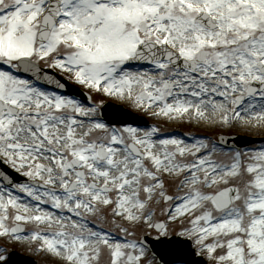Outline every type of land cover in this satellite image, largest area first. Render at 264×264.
<instances>
[{"label":"snow or ice","instance_id":"1","mask_svg":"<svg viewBox=\"0 0 264 264\" xmlns=\"http://www.w3.org/2000/svg\"><path fill=\"white\" fill-rule=\"evenodd\" d=\"M96 96L264 129V0H0V166L24 178L0 171V241L49 264H264V147L113 126Z\"/></svg>","mask_w":264,"mask_h":264},{"label":"rangeland","instance_id":"2","mask_svg":"<svg viewBox=\"0 0 264 264\" xmlns=\"http://www.w3.org/2000/svg\"><path fill=\"white\" fill-rule=\"evenodd\" d=\"M76 86L79 87L78 85H76ZM79 88H81V87H79ZM110 101L113 102L111 100V98H109V97H102V96L94 97V102L97 104H100L101 102L102 103L103 102L109 103ZM192 123H193V126L191 125ZM192 123H190L187 126H183L182 130H177V131L183 132L186 134H190L193 136L200 135L201 137H204V136L213 137V134H215V136L223 134L225 136L230 135V136L240 137V138H244V139H260V140L264 139V132L261 135L251 136V135L240 134V133L235 131V128H233V129H216L214 127L207 126V125H204V126H206L208 129L206 131L204 130L205 131L204 133H201L200 129L197 128V126L200 125V127L202 128L203 124H196V126H195L194 125L195 122H192ZM193 127H194V129H198V130H196L197 133L191 134V131H194ZM164 128L167 129V126L165 125ZM170 131H172V130H170ZM260 147H264V142L260 143V144H255V145L250 146L248 148L258 149ZM152 234H154V233H151L150 235H152ZM0 242L7 245L8 253L12 251V252H16V253L21 254V255H25L27 257L32 258L36 262V264H49V260L54 259V258H49L46 254L40 253L39 251L35 250L33 247L29 246L26 243H14V242H10V241H0ZM206 263H207V261H206Z\"/></svg>","mask_w":264,"mask_h":264},{"label":"bare ground","instance_id":"3","mask_svg":"<svg viewBox=\"0 0 264 264\" xmlns=\"http://www.w3.org/2000/svg\"><path fill=\"white\" fill-rule=\"evenodd\" d=\"M111 100L113 102H115V103H118V104H122V105H125V106L133 107L131 104H129L127 102H124V101H121V100H118L116 98H111ZM142 115L144 117H146V118H149V119L152 118L150 113H143ZM159 120L163 121V119H160V118H159ZM174 123H178V122H176V121H168L167 128L173 127ZM197 128H199L202 133H204L208 129L206 126H204V124H203L202 128L200 126H197ZM234 128H235V131L240 133V134L251 135V136L261 135L264 132V129H261V128H244V127H240V126H237V127H234ZM231 129H233V128H231ZM240 139L241 140L238 143H242L244 138H240Z\"/></svg>","mask_w":264,"mask_h":264},{"label":"water","instance_id":"4","mask_svg":"<svg viewBox=\"0 0 264 264\" xmlns=\"http://www.w3.org/2000/svg\"><path fill=\"white\" fill-rule=\"evenodd\" d=\"M9 264H14V262H11V263H9Z\"/></svg>","mask_w":264,"mask_h":264}]
</instances>
